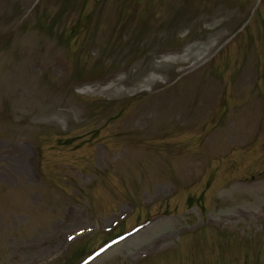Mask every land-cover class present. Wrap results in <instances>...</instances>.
<instances>
[{
	"label": "rangeland",
	"instance_id": "374dc122",
	"mask_svg": "<svg viewBox=\"0 0 264 264\" xmlns=\"http://www.w3.org/2000/svg\"><path fill=\"white\" fill-rule=\"evenodd\" d=\"M0 264H264V0H0Z\"/></svg>",
	"mask_w": 264,
	"mask_h": 264
},
{
	"label": "bare ground",
	"instance_id": "6f19581e",
	"mask_svg": "<svg viewBox=\"0 0 264 264\" xmlns=\"http://www.w3.org/2000/svg\"><path fill=\"white\" fill-rule=\"evenodd\" d=\"M146 112L152 113L153 117L154 118L156 117L158 120L163 118L169 119L176 116H179L182 119L188 117V114L177 111L176 107L173 106L171 108H165L164 105L162 106V104H155V105L153 104L150 106L149 109H146Z\"/></svg>",
	"mask_w": 264,
	"mask_h": 264
}]
</instances>
